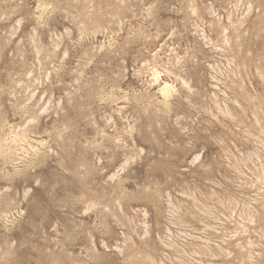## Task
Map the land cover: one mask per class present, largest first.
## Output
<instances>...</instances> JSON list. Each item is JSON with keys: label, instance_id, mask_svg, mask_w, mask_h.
Segmentation results:
<instances>
[{"label": "rangeland", "instance_id": "374dc122", "mask_svg": "<svg viewBox=\"0 0 264 264\" xmlns=\"http://www.w3.org/2000/svg\"><path fill=\"white\" fill-rule=\"evenodd\" d=\"M0 264H264V0H0Z\"/></svg>", "mask_w": 264, "mask_h": 264}, {"label": "bare ground", "instance_id": "6f19581e", "mask_svg": "<svg viewBox=\"0 0 264 264\" xmlns=\"http://www.w3.org/2000/svg\"><path fill=\"white\" fill-rule=\"evenodd\" d=\"M166 87V86H165Z\"/></svg>", "mask_w": 264, "mask_h": 264}]
</instances>
